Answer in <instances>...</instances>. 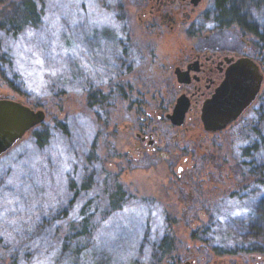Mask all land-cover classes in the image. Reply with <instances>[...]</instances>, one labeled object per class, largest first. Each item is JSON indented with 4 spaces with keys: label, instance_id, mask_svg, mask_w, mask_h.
Here are the masks:
<instances>
[{
    "label": "rangeland",
    "instance_id": "rangeland-1",
    "mask_svg": "<svg viewBox=\"0 0 264 264\" xmlns=\"http://www.w3.org/2000/svg\"><path fill=\"white\" fill-rule=\"evenodd\" d=\"M22 1L0 0V20ZM135 3L43 0L40 23L4 42L10 64L0 66V98L47 115L0 156V264H264V253L216 257L212 250L245 245L241 235L264 196L260 183L239 190L229 169L255 140L254 117L206 140L205 156L188 162L175 156L184 130L160 126L154 149L127 128L145 113L127 109L111 85L127 66L132 74L124 78L133 81L170 76L167 64L180 46L168 42L187 38L147 36ZM105 14L116 27L103 23ZM221 31L255 38L235 24ZM127 37L148 38L143 63L124 56L117 41ZM259 126L264 139V121ZM251 159L264 165V145ZM162 239L173 247L160 261Z\"/></svg>",
    "mask_w": 264,
    "mask_h": 264
},
{
    "label": "flooded vegetation",
    "instance_id": "flooded-vegetation-1",
    "mask_svg": "<svg viewBox=\"0 0 264 264\" xmlns=\"http://www.w3.org/2000/svg\"><path fill=\"white\" fill-rule=\"evenodd\" d=\"M214 1L136 0L134 9L142 32L147 36L154 34L156 38L165 33L173 37L186 32L185 41L180 40L183 44L186 43L181 45L176 38H170L168 42L180 46L176 48L177 54L173 56V60L167 64L170 76L159 75L158 81L154 82L151 79L133 81L129 77L124 78L125 74H132L131 67L127 66L126 70L121 72V79L116 80L110 89L107 85V88L118 94L120 99L129 101L127 109L135 113L136 111L145 113L139 119H132L127 126V128L135 129L140 145L147 144L155 149L160 126H168L171 131L184 130V140L181 141L183 145L178 147L179 151L175 156L177 159L183 158L186 162L191 161L196 155L205 156L204 152L199 154L201 147L205 145L206 140H211L212 144L217 133L238 125L244 119L252 118L256 113L261 117L259 110L262 109L264 96V61L262 50L257 43L258 38L248 39L245 36L232 40L231 36L228 37L227 33L218 29L213 20ZM212 23L215 26L209 27ZM249 35L254 37L252 34ZM117 42L123 44L124 56L130 58L137 54V59L142 63L151 54L152 46L148 38L138 43L132 42L129 37L124 42L121 40ZM245 61L252 63L257 73L262 76L261 87L255 99L226 129L218 132L206 130L202 118L203 108L214 98L231 75H235L236 80L230 81L229 88L238 90L237 96L240 100L242 99L239 93L242 89L239 73L241 76L242 72L239 67ZM253 86L255 87L254 83ZM134 89L138 91V94L135 91L131 96ZM152 89H154L153 92ZM180 97L185 99L188 107L183 124L176 125L169 115ZM190 132L194 135L188 137ZM197 149L199 151H196ZM166 153V157H169L170 152ZM184 171V167L180 166L178 175L182 176Z\"/></svg>",
    "mask_w": 264,
    "mask_h": 264
},
{
    "label": "trees",
    "instance_id": "trees-1",
    "mask_svg": "<svg viewBox=\"0 0 264 264\" xmlns=\"http://www.w3.org/2000/svg\"><path fill=\"white\" fill-rule=\"evenodd\" d=\"M41 2H43V0H23L7 13V15L1 18V67L10 64V58L4 54V42L10 38L17 37L21 32L40 23L43 11ZM40 6L41 8L39 9ZM213 8V20L218 29L228 28L235 24L241 27L244 33L252 34L258 38L257 43L262 50V58L264 61V0H215ZM0 71L3 74V70L1 69ZM262 103V109L259 110L261 117L256 113L253 116V121H251L254 124L252 126V132L255 140L243 150L244 156L233 160L232 167H229L231 173L237 179L236 187L239 190L243 187H247L252 182L264 185V165H258L256 169L253 161H251L252 152L258 151L260 145H264L263 134L259 129L260 123L264 121V96ZM213 154L214 152L211 154L212 160L215 159V156H219L218 152H216V155ZM211 156L209 158H211ZM83 188H85V185ZM115 198V195H111L112 200H115ZM241 237L245 245L238 247L236 250H222L218 248V246H213V255L222 257L236 255V253H264V196L259 201L257 209L250 217ZM172 243L171 240L166 239L158 241L157 246L160 251V261L164 256L170 255L173 247ZM203 243L206 242L203 241Z\"/></svg>",
    "mask_w": 264,
    "mask_h": 264
},
{
    "label": "water",
    "instance_id": "water-1",
    "mask_svg": "<svg viewBox=\"0 0 264 264\" xmlns=\"http://www.w3.org/2000/svg\"><path fill=\"white\" fill-rule=\"evenodd\" d=\"M239 70L242 72L241 76L239 73L242 99L237 96L238 90L229 88L230 81L236 80V76L231 75L203 108L202 118L206 130L218 132L226 129L255 99L262 83L261 74L249 61L242 63ZM187 107L188 103L180 97L169 115L174 124H183ZM46 115L44 109H35L23 101L0 98V156L14 147L28 131L42 124Z\"/></svg>",
    "mask_w": 264,
    "mask_h": 264
},
{
    "label": "snow or ice",
    "instance_id": "snow-or-ice-1",
    "mask_svg": "<svg viewBox=\"0 0 264 264\" xmlns=\"http://www.w3.org/2000/svg\"><path fill=\"white\" fill-rule=\"evenodd\" d=\"M54 6L64 7L63 5H54ZM94 7H95V5H94ZM65 16L67 18L68 14L65 13ZM92 23L93 24H98V23H101V21H99V20H93ZM103 23H107L108 25H110L112 27H116L114 20L110 16H107L106 14H105V19H104ZM209 27H212V25H209ZM26 35L28 37H31L32 35H34V33H32L31 30H28L26 32ZM55 74H56L55 72H52V75H55ZM9 183H11V181H9Z\"/></svg>",
    "mask_w": 264,
    "mask_h": 264
}]
</instances>
